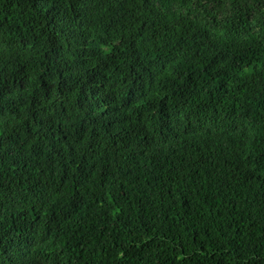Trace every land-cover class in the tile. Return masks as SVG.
<instances>
[{
	"label": "trees",
	"instance_id": "trees-1",
	"mask_svg": "<svg viewBox=\"0 0 264 264\" xmlns=\"http://www.w3.org/2000/svg\"><path fill=\"white\" fill-rule=\"evenodd\" d=\"M0 264H264V0H0Z\"/></svg>",
	"mask_w": 264,
	"mask_h": 264
}]
</instances>
